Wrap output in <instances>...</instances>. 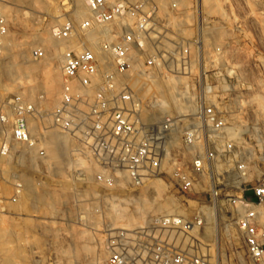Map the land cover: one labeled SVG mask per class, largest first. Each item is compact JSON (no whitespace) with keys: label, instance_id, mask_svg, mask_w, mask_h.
<instances>
[{"label":"built area","instance_id":"1","mask_svg":"<svg viewBox=\"0 0 264 264\" xmlns=\"http://www.w3.org/2000/svg\"><path fill=\"white\" fill-rule=\"evenodd\" d=\"M82 1L86 16L52 30L65 41L54 107L41 106L42 94L6 102L12 115L1 134L0 181L11 184V201L25 184L62 175L108 191H161L169 208L142 224L91 226L112 235L107 264H216L211 247L226 223L240 232L247 257L264 262V181L247 179L228 130L232 110L207 80L203 0ZM8 30L0 7V45ZM171 80L183 103L162 113L155 86ZM51 137L61 147L48 160ZM2 156L10 158L6 176Z\"/></svg>","mask_w":264,"mask_h":264},{"label":"rangeland","instance_id":"2","mask_svg":"<svg viewBox=\"0 0 264 264\" xmlns=\"http://www.w3.org/2000/svg\"><path fill=\"white\" fill-rule=\"evenodd\" d=\"M169 1L163 0V6ZM181 2L188 4L179 0L178 5ZM203 3L207 80L215 86L213 96L232 110L231 136L236 153L244 158L247 179L264 181V0ZM0 7L9 28L0 45V111L8 121L0 123L1 140L12 115L6 107L12 95L35 102L42 94L41 106L54 107L65 41L53 36L52 30L65 18L86 16L88 11L82 0H0ZM49 78L55 82L51 89ZM161 91L166 100L172 99L167 84ZM46 145L52 160L60 146L53 138ZM8 159L1 157L4 176L10 170ZM46 184H25L12 202L11 184L0 181V264H107L112 235L92 230V225L132 228L142 224L149 212L169 208L161 191L147 198L142 189L108 191L98 184L73 183L66 175ZM104 193L115 197L97 199ZM258 213V221L264 222V205ZM222 229L216 264H256L247 257L235 225L226 223Z\"/></svg>","mask_w":264,"mask_h":264},{"label":"bare ground","instance_id":"3","mask_svg":"<svg viewBox=\"0 0 264 264\" xmlns=\"http://www.w3.org/2000/svg\"><path fill=\"white\" fill-rule=\"evenodd\" d=\"M161 4L163 3V0H158ZM182 4L181 5H183L184 3L183 2H181ZM54 80H53V78H49V83H48V87L51 89L53 86H54ZM172 83H173V80H171V81H167V82H165V83H162V84H158V86H155V87H157L158 89H157V92L156 93H154V94H156V102H157V104H158V107H159V112H165L166 110H167V108L168 107H175L174 109H175V111H179L180 110V108H181V106H180V104L181 103H183L182 101H181V97H180V94H179V91H178V88H176L175 90H174V88H173V85H172ZM164 84H167V86H168V88H170V89H172V99H170V101H168V100H166L165 99V97L162 95V91H161V89H162V87H163V85ZM175 87V86H174ZM168 101V102H167ZM43 107V106H42ZM47 108V107H46ZM236 127V126H235ZM228 130H229V132L230 133H232L233 134V130L231 129V126H229V128H228ZM235 130V129H234ZM51 138H53V137H51ZM54 139V138H53ZM56 140V142H57V144H59V146L61 147V142L60 141H58L57 139H55ZM57 148V147H56ZM235 148V147H234ZM59 152L60 151H58L57 149H56V154H55V157L57 156H59ZM235 152H236V149H235ZM238 154V153H237ZM242 159H244L242 156H241V161H242ZM19 159H17V161H18ZM49 171V170H48ZM50 172V171H49ZM117 184H121L120 182H118ZM158 192H153V191H150L149 193H146L147 194V198H150V196H152V194H154V195H156ZM108 198H114L115 197V195H112V194H110V195H108L107 196ZM106 197V198H107ZM161 200H165V195H163L162 194V198H161ZM218 246V235H217V238L215 239V241H214V245H213V247H211V249H214L216 252H217V247Z\"/></svg>","mask_w":264,"mask_h":264}]
</instances>
